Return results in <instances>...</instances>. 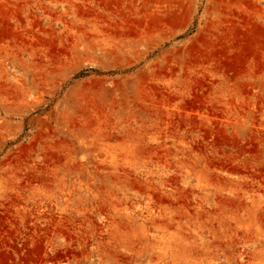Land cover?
<instances>
[{
	"label": "rangeland",
	"instance_id": "374dc122",
	"mask_svg": "<svg viewBox=\"0 0 264 264\" xmlns=\"http://www.w3.org/2000/svg\"><path fill=\"white\" fill-rule=\"evenodd\" d=\"M0 264H264V0H0Z\"/></svg>",
	"mask_w": 264,
	"mask_h": 264
}]
</instances>
